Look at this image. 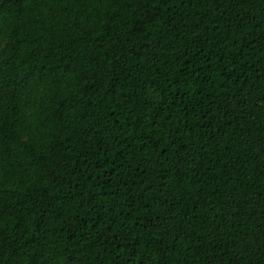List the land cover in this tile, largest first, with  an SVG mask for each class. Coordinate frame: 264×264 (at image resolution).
<instances>
[{"label":"trees","instance_id":"1","mask_svg":"<svg viewBox=\"0 0 264 264\" xmlns=\"http://www.w3.org/2000/svg\"><path fill=\"white\" fill-rule=\"evenodd\" d=\"M0 264H264V0H0Z\"/></svg>","mask_w":264,"mask_h":264}]
</instances>
